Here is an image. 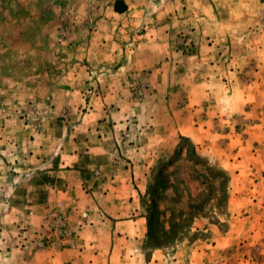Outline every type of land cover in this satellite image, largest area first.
Instances as JSON below:
<instances>
[{
    "label": "rangeland",
    "instance_id": "1",
    "mask_svg": "<svg viewBox=\"0 0 264 264\" xmlns=\"http://www.w3.org/2000/svg\"><path fill=\"white\" fill-rule=\"evenodd\" d=\"M101 1L0 0V264H68L76 233L67 211L46 206L43 213L33 204L50 187L46 170H69L58 168L65 164L64 151L71 150L63 148L66 139L88 140L87 124L100 122L118 125L115 136L137 144L133 160L145 170L140 204L146 220L137 262L101 264H264L261 169L241 177L232 154L226 167L215 157L228 156L225 145L232 137L238 160L261 159L264 115L261 107L254 115L250 109L264 98V6L219 0L211 30L202 28L212 33L167 40L151 35L166 49L139 51L133 66L122 71L146 30L132 17L121 30L102 25L107 39L93 34L99 28L94 17L107 12L112 0L104 6ZM72 92L74 99L66 97ZM185 104L194 106L191 112ZM214 110L219 114L205 124ZM200 119L202 132L210 131L195 143L187 130ZM182 138L223 175L197 163L188 142L176 162L160 171ZM248 139L254 146L245 144ZM77 149L83 151L81 145ZM40 159L48 160L41 169ZM71 181L63 176L54 183L61 191ZM57 196L55 201L64 202Z\"/></svg>",
    "mask_w": 264,
    "mask_h": 264
},
{
    "label": "crops",
    "instance_id": "2",
    "mask_svg": "<svg viewBox=\"0 0 264 264\" xmlns=\"http://www.w3.org/2000/svg\"><path fill=\"white\" fill-rule=\"evenodd\" d=\"M115 1L118 5L123 3L126 7L125 11L122 13L116 12L114 9ZM218 1L112 0L106 8L107 12H98L96 14L97 17H94V19L97 18L96 23L99 28L93 34L101 33L105 36L104 39H107L108 31L100 32L99 30L102 25L106 24V26L119 29L125 25L124 20L132 17L145 27L146 31L140 36V40L137 42L129 62L125 63L124 69H121L122 71H127L128 68L133 66L131 62L137 57L139 51L144 52L150 49L164 51L166 49V43L154 42L151 39V35L161 36L163 40H167L166 37L180 33L192 38H196V36L202 38V36L206 37L208 33H212V31H203L202 28L207 25L209 29L211 28V22L209 21L214 15V6H217ZM101 2L103 6L106 3L105 0ZM251 2L261 3L264 6V0H251ZM110 19L116 20L115 23H110ZM261 20H264V11H261ZM261 32L264 34V21L261 22ZM103 46L105 47L106 45ZM98 61L100 60L97 58L96 63ZM90 64L92 65L91 62ZM261 66L264 67V61H262ZM262 87H264V78L261 79V90ZM75 93L72 92L71 96L66 97L74 99ZM256 104V106L253 105L251 107L250 112L258 111V108L255 107H261V116H263L264 98H261ZM193 107L191 104H185L183 109L191 112ZM224 110L227 113L226 106H224ZM194 111L195 113L197 112L195 109ZM218 114L217 110L208 112L204 123L210 124V121L214 120L213 117ZM201 121L200 119L198 126L187 127V135L195 143H201L203 134L210 131L209 129L206 131L203 128L205 133L202 132ZM218 121L220 120L218 119ZM87 125L85 130L88 132L90 139H84L83 141L66 139L65 145L63 144L64 149L68 147L71 150L64 151L66 154L64 158L65 164L62 165L61 163L58 168H68L69 170L57 172L46 170L43 177L49 179L50 187L47 189L46 197L43 201L41 202V199L38 198L35 203L33 201L34 206H32L35 209L41 208L43 213L46 206L49 210L62 205L63 209L67 211L69 226L73 233H76L74 246L67 252L69 256L68 264H101V259H110V261L118 262L125 258L130 259V262L131 260L137 262L139 259L138 254L140 255L142 252L136 248V245L146 233V220L140 204V196L145 191L143 182L145 170L141 167L136 168L134 164L136 159L133 160V155H136L135 148H137V144L126 143L122 135L121 139L117 138L114 131H116L118 125H110L104 122ZM209 134L210 138L214 137L212 133L209 132ZM247 142L248 145L252 142L254 146L255 140L248 139L245 144ZM80 145L83 147L82 152L77 149ZM214 145L212 144L211 148ZM237 146H239L237 141H233L232 137H230L225 148L227 155L232 154L234 161H237L239 175L244 177L245 174L247 176L250 173L256 174L259 171L258 169H261L262 184L264 181V122L261 120V159L258 158L259 156L254 157L252 155L251 158L238 160L241 154L234 153L237 150ZM143 148L148 151V144L145 143ZM149 154L150 151L145 156ZM215 157L216 160L219 159L218 162L221 165L225 167L227 164L228 166L231 165V155L226 156L225 154L224 158L223 156ZM54 159L57 160V158ZM43 162L47 163L48 160L43 161V159H40L37 167L40 169L45 167ZM63 176L67 178L72 176L74 181L68 182L71 186L70 188L65 187V189L59 191L56 189L54 180H58ZM45 187L47 186L42 185L39 189ZM35 194L42 195V191L39 193L35 192ZM57 194L65 197L62 198L63 200L65 199L64 202L55 201L58 197ZM261 209L264 210V201H261ZM262 225L264 227V222ZM130 246H133L134 249L129 250ZM53 254L49 252L46 255L51 258ZM58 254L61 255V252H58ZM58 254L54 255V259L57 258Z\"/></svg>",
    "mask_w": 264,
    "mask_h": 264
},
{
    "label": "trees",
    "instance_id": "3",
    "mask_svg": "<svg viewBox=\"0 0 264 264\" xmlns=\"http://www.w3.org/2000/svg\"><path fill=\"white\" fill-rule=\"evenodd\" d=\"M114 9L116 12L118 13H122L123 11H125L126 7L124 6V4L122 3L120 7H118V4L117 2H115V5H114ZM190 143V140L186 139V138H182L181 139V143H179L178 147H177V151L174 155V157L170 160H168L166 163H163L161 164V166L159 167V170H163L164 168L168 167V166H171L173 165L177 160V158H179V156L181 155L182 153V150H183V147H182V143ZM190 145L192 146L191 148V153L193 154V157L195 159V161L197 163H201L205 166V170H207V172H214L213 170H215L213 167H210L209 164H208V161L201 158L199 155L196 154V148L194 147L193 144L190 143ZM217 173L219 174H222L223 175V172L221 171H218V170H215ZM152 217L149 215V217H147V228H148V232H147V235L150 236L151 234V227H152Z\"/></svg>",
    "mask_w": 264,
    "mask_h": 264
}]
</instances>
